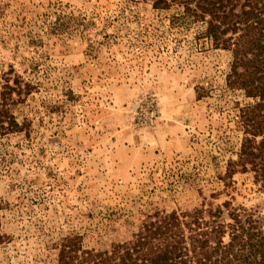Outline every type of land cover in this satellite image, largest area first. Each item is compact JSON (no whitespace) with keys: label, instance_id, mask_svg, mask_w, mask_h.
<instances>
[{"label":"rangeland","instance_id":"1","mask_svg":"<svg viewBox=\"0 0 264 264\" xmlns=\"http://www.w3.org/2000/svg\"><path fill=\"white\" fill-rule=\"evenodd\" d=\"M155 1L0 0V93L25 124L0 134V264H55L65 237L109 251L155 211L264 219L231 53Z\"/></svg>","mask_w":264,"mask_h":264},{"label":"trees","instance_id":"2","mask_svg":"<svg viewBox=\"0 0 264 264\" xmlns=\"http://www.w3.org/2000/svg\"><path fill=\"white\" fill-rule=\"evenodd\" d=\"M153 6H174V19L201 23L206 44L230 51L225 86L251 100L237 105L241 137L235 163L264 186V0H156ZM11 90L6 84L0 93V134L25 125L10 111ZM233 165L227 164L231 168L226 173L234 171ZM224 207L155 211L131 239L104 252L84 249L77 237H65L55 264H264V219L244 208Z\"/></svg>","mask_w":264,"mask_h":264}]
</instances>
